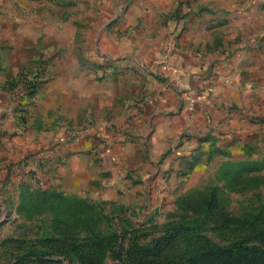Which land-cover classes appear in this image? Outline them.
Here are the masks:
<instances>
[{"label": "rangeland", "instance_id": "obj_1", "mask_svg": "<svg viewBox=\"0 0 264 264\" xmlns=\"http://www.w3.org/2000/svg\"><path fill=\"white\" fill-rule=\"evenodd\" d=\"M129 2L0 0V95H7L12 103L21 100L11 106L18 130L0 118V131L6 135L0 133V264H131L140 256L152 260L151 264H190L189 258L192 263L208 264L215 257L213 249L242 236L243 222L264 225L260 217L264 215V111H254L249 103L232 106L252 115L232 116L231 105L223 103L222 117L182 132V138L192 144L179 148L178 154L174 144L157 158L141 142L146 158L141 170H146L147 178L135 173L140 170L135 162L123 176L130 181L117 186L118 198L77 196L90 205H75L69 195L64 200L55 193L60 190L43 186L31 170L23 174L31 152L23 150L11 158L16 145L26 149L22 142L30 137L28 126L42 128L40 121L31 119L35 101L33 95L22 93L26 84L37 82L38 90L43 88L47 75L60 69L59 61L74 53L56 48L75 43L90 45L80 48L83 65L96 70L98 80H105L114 57L97 37L101 29L117 27ZM196 9L214 18L223 15L227 25L214 48L222 47L229 55L239 44L245 57L254 56V71L250 60L248 68L236 73L231 68L229 75L246 78V92L259 86L264 94V0H213L212 5L199 4ZM92 44L99 61L90 66ZM234 78L223 77V82L235 85ZM7 106L2 111L5 117L11 110ZM88 127L96 129L92 124ZM106 133L101 129L94 137ZM19 134L23 140L11 142ZM127 140L136 143L131 135ZM16 166L24 168L17 171ZM16 171L23 174L20 180L13 176ZM224 220L230 222L227 229Z\"/></svg>", "mask_w": 264, "mask_h": 264}, {"label": "crops", "instance_id": "obj_2", "mask_svg": "<svg viewBox=\"0 0 264 264\" xmlns=\"http://www.w3.org/2000/svg\"><path fill=\"white\" fill-rule=\"evenodd\" d=\"M199 4L212 5L213 0H130L117 27L101 29L97 37L114 57L105 80H98L96 70L83 65L79 51L89 44L56 48L74 53L59 61L60 69L51 71L44 87L33 95L36 114L31 119L40 121L42 128L28 126L30 137L22 142L26 149L17 145V150L13 149V159L26 151L32 153L27 169L21 171L24 167L16 166L17 171L24 174L31 170L43 186H52L69 196L118 198L121 193L117 186L130 181V177L123 176L133 163L140 165L135 173L147 178L146 170H141L146 165L138 145L141 142L157 158L174 144L178 154L179 148L192 144L182 138V132L194 130L215 116L222 117L223 103L231 105L230 114L238 118L252 113L232 106L233 102L241 106L249 103L254 105V111L263 112L264 94L259 86L248 93L246 78L229 75L231 68H235V73L248 68L250 60L254 71V56L245 57V48L239 44L229 55L221 51L222 47L214 48L220 34L223 38L227 24L223 15L214 18L207 11H198ZM226 39L227 35L222 43ZM91 50L90 66L99 61L93 44ZM166 52L169 56L164 60ZM170 66H177L185 74L179 75ZM1 77L8 79L5 74ZM223 77L231 81L234 78L236 84H225ZM15 102L0 95V118L6 124L9 120L14 131L18 130L15 119H11ZM6 106L11 108L7 117L2 114ZM101 129H107V133L95 138L94 133ZM4 131H0L2 137L6 136ZM130 135L136 143L127 140ZM12 139L13 143L23 140L20 134ZM133 151L137 153L132 155ZM17 171L13 176L20 180L23 174L18 175Z\"/></svg>", "mask_w": 264, "mask_h": 264}, {"label": "trees", "instance_id": "obj_3", "mask_svg": "<svg viewBox=\"0 0 264 264\" xmlns=\"http://www.w3.org/2000/svg\"><path fill=\"white\" fill-rule=\"evenodd\" d=\"M29 83L26 84V87L24 88V92L22 93H25L24 95L32 96L38 90V83L37 82H32V83L29 82ZM23 97L24 96H22V98ZM20 101L21 100L16 99L15 104L16 103L19 104ZM55 193L61 197H65L64 200H67L66 199L67 197L69 198V196H67V194H65L62 191L60 192L55 191ZM72 197L73 198H71L70 200H73L75 205H80L82 203H86L90 205V203L87 200L80 199L77 196H72ZM76 207L77 209H80V207L78 206ZM224 217L227 218L229 216L226 215ZM260 217L264 220V215H260ZM229 225L230 222H228V220L223 221L224 229H227L226 227H228ZM242 226L243 227L240 230L242 232V236L234 240H231L226 244H223V247H217L216 249H213L212 254L215 255V257H213L211 259L212 261H209L208 264H213V261H215L216 264H264V225L258 226L253 224L252 222H243ZM147 249L150 250L151 248H147ZM192 259L193 258H189V261H191L190 264H198V260L197 261L195 260L192 263ZM151 263H153L152 260H148L147 258L144 259L142 258V256H140V258L137 260H132L131 262V264H151Z\"/></svg>", "mask_w": 264, "mask_h": 264}, {"label": "built area", "instance_id": "obj_4", "mask_svg": "<svg viewBox=\"0 0 264 264\" xmlns=\"http://www.w3.org/2000/svg\"><path fill=\"white\" fill-rule=\"evenodd\" d=\"M168 56H169V52H166V53H165L164 60H167V59H168ZM164 60H163V61H164ZM169 64H170V62H169ZM170 67H171L172 71L177 72L179 75H183V74H185V71L182 70V69H180V68H177V66H176V67H175V66H170ZM226 81H229V80L226 79Z\"/></svg>", "mask_w": 264, "mask_h": 264}]
</instances>
